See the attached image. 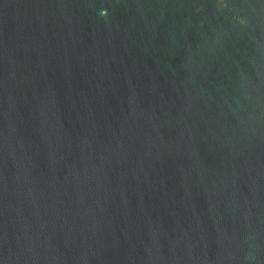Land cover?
Here are the masks:
<instances>
[{
    "label": "water",
    "instance_id": "95a60500",
    "mask_svg": "<svg viewBox=\"0 0 264 264\" xmlns=\"http://www.w3.org/2000/svg\"><path fill=\"white\" fill-rule=\"evenodd\" d=\"M0 264H264V0H0Z\"/></svg>",
    "mask_w": 264,
    "mask_h": 264
}]
</instances>
